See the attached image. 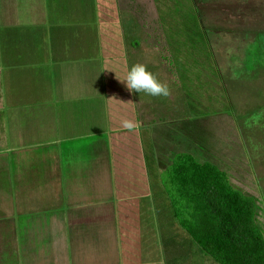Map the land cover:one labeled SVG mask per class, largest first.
I'll use <instances>...</instances> for the list:
<instances>
[{
  "label": "crops",
  "instance_id": "obj_1",
  "mask_svg": "<svg viewBox=\"0 0 264 264\" xmlns=\"http://www.w3.org/2000/svg\"><path fill=\"white\" fill-rule=\"evenodd\" d=\"M98 8L0 0V264H168L162 177L180 124L121 81L142 48L106 69L119 50Z\"/></svg>",
  "mask_w": 264,
  "mask_h": 264
},
{
  "label": "rangeland",
  "instance_id": "obj_2",
  "mask_svg": "<svg viewBox=\"0 0 264 264\" xmlns=\"http://www.w3.org/2000/svg\"><path fill=\"white\" fill-rule=\"evenodd\" d=\"M83 4L95 11L108 10L98 16L109 23L107 37L113 36L119 53L103 56L107 70L112 58L116 66L135 60L130 46L125 47L133 42L134 52L146 51L147 69L167 84V97L147 96L159 102L166 121L180 124L181 140L173 155L190 152L227 171L236 188L255 198L257 223L264 233V0H83ZM140 21L150 29H140ZM148 31L153 40L159 36L163 62L152 58ZM157 62L159 69L154 70L151 65ZM164 203L170 227L166 234L171 233L166 263L218 264L178 224L165 193Z\"/></svg>",
  "mask_w": 264,
  "mask_h": 264
},
{
  "label": "trees",
  "instance_id": "obj_3",
  "mask_svg": "<svg viewBox=\"0 0 264 264\" xmlns=\"http://www.w3.org/2000/svg\"><path fill=\"white\" fill-rule=\"evenodd\" d=\"M162 183L178 224L206 255L218 264H264L255 198L236 188L227 172L180 152Z\"/></svg>",
  "mask_w": 264,
  "mask_h": 264
},
{
  "label": "clouds",
  "instance_id": "obj_4",
  "mask_svg": "<svg viewBox=\"0 0 264 264\" xmlns=\"http://www.w3.org/2000/svg\"><path fill=\"white\" fill-rule=\"evenodd\" d=\"M127 90L132 93H145L152 97H167L169 88L160 82L144 64H135L130 67L124 80H121ZM127 127L131 124L126 123Z\"/></svg>",
  "mask_w": 264,
  "mask_h": 264
}]
</instances>
